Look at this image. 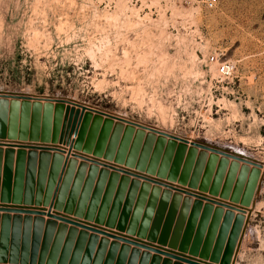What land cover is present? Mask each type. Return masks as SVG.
<instances>
[{
  "label": "rangeland",
  "instance_id": "1",
  "mask_svg": "<svg viewBox=\"0 0 264 264\" xmlns=\"http://www.w3.org/2000/svg\"><path fill=\"white\" fill-rule=\"evenodd\" d=\"M0 209V264H264V0H0Z\"/></svg>",
  "mask_w": 264,
  "mask_h": 264
},
{
  "label": "water",
  "instance_id": "2",
  "mask_svg": "<svg viewBox=\"0 0 264 264\" xmlns=\"http://www.w3.org/2000/svg\"><path fill=\"white\" fill-rule=\"evenodd\" d=\"M0 210H3V211H6L8 213L10 212H13V213H27V214H32V212H29V211H22V210H12V209H0ZM63 222L66 223H70L74 226H76L75 228L79 227L82 229V233L83 235H85L86 233L88 232H91L93 234V237L94 238H97L98 237V234H103L104 237H103V245H108V237L110 235H108L107 233H102V231H99L97 229H94V228H91V227H88L86 225H81V224H77V223H73V222H69L67 220H63ZM19 220L16 221V226L18 225L19 226ZM25 228H26V238H25V241H24V246L22 247L21 249V255H22V260L24 263H26L27 261V257H28V253H29V234L30 232H32V229H34V236H35V242H39L40 241V236L43 235V233L46 235V236H49L55 229V223H53V221H49L46 226H45V223L43 221V219L40 217V218H37L35 219L34 223L31 219V217H27L25 219ZM11 227V223H10V217L8 214L4 215L3 217H0V237H1V242H0V260H6L7 258V255L8 253L10 252V254H12L14 256V253H15V250L17 249V247H14V246H11L10 248V244H9V229ZM57 237L56 239L59 240V243L61 242V240L64 238V235L66 233V225H60L58 228H57ZM77 234V231L76 229H72L70 230V243L73 242V240L75 239V236ZM35 243L36 246H38V243ZM124 242L126 243L125 246H129L128 244H130L131 242L130 241H126L124 240ZM119 244H118V241H115L114 243L111 244V247H118ZM58 246L56 245L53 249H56ZM37 248V247H36ZM126 250V249H125ZM45 253V252H44ZM42 253V256H41V260H43L45 258V255ZM12 256L13 259H15L14 257ZM56 257H57V254L56 252L53 251V253H51L50 255V259L48 261V264H54L55 260H56ZM182 260V259H180ZM42 262V261H41ZM52 262V263H50ZM185 262H188V264H201V263H197V262H194V261H185ZM43 263V262H42ZM60 264H65V258H63L60 262Z\"/></svg>",
  "mask_w": 264,
  "mask_h": 264
},
{
  "label": "built area",
  "instance_id": "3",
  "mask_svg": "<svg viewBox=\"0 0 264 264\" xmlns=\"http://www.w3.org/2000/svg\"><path fill=\"white\" fill-rule=\"evenodd\" d=\"M209 63L211 65L217 66L216 71H217L218 75H220L223 78L233 77V75L236 71L235 66L232 63H230V62L219 63L218 59L214 56L209 59Z\"/></svg>",
  "mask_w": 264,
  "mask_h": 264
}]
</instances>
